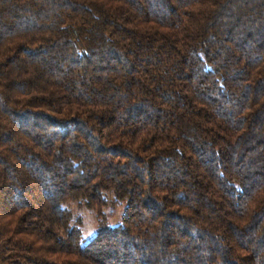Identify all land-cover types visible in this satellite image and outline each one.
<instances>
[{
    "label": "trees",
    "instance_id": "trees-1",
    "mask_svg": "<svg viewBox=\"0 0 264 264\" xmlns=\"http://www.w3.org/2000/svg\"><path fill=\"white\" fill-rule=\"evenodd\" d=\"M0 264H264V0H0Z\"/></svg>",
    "mask_w": 264,
    "mask_h": 264
},
{
    "label": "rangeland",
    "instance_id": "rangeland-1",
    "mask_svg": "<svg viewBox=\"0 0 264 264\" xmlns=\"http://www.w3.org/2000/svg\"><path fill=\"white\" fill-rule=\"evenodd\" d=\"M106 198L109 205L100 210L101 215L98 214L97 210L87 209L80 203L67 205L68 209L82 219L81 245L87 243L100 228L115 226L120 222L125 202L117 201L110 193L106 194Z\"/></svg>",
    "mask_w": 264,
    "mask_h": 264
}]
</instances>
